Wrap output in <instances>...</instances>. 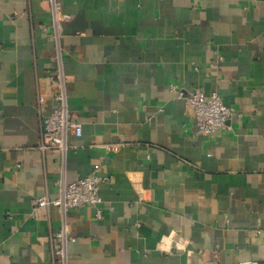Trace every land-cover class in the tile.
I'll use <instances>...</instances> for the list:
<instances>
[{
  "label": "crops",
  "instance_id": "obj_1",
  "mask_svg": "<svg viewBox=\"0 0 264 264\" xmlns=\"http://www.w3.org/2000/svg\"><path fill=\"white\" fill-rule=\"evenodd\" d=\"M52 1L82 128L65 153L40 147ZM170 83L218 91L229 127L204 133ZM94 168L102 201L68 209L66 264L264 260V0H0V264H61V211L33 200Z\"/></svg>",
  "mask_w": 264,
  "mask_h": 264
},
{
  "label": "built area",
  "instance_id": "obj_2",
  "mask_svg": "<svg viewBox=\"0 0 264 264\" xmlns=\"http://www.w3.org/2000/svg\"><path fill=\"white\" fill-rule=\"evenodd\" d=\"M52 17L50 25L55 43L56 69L50 79L55 84L53 97L56 101L54 108L43 116L40 131V147L42 149H58L65 153L68 148V133L73 130L76 135L82 132L81 124L73 120L69 111L66 82L62 70L63 53L60 45V32L62 22L68 19L66 14L60 10V5L52 1ZM45 29L46 26L42 25ZM223 60L222 55H217L213 63ZM170 91L174 92L178 98L184 99L189 111L194 116L196 125L206 134L215 133L218 130L226 129L228 120L233 115V109L225 105L220 93L213 90L205 93L199 88L186 89L176 83L169 84ZM45 100L43 95H38L37 105L41 107ZM107 180L106 175L97 172L94 168L86 175L72 181L59 182L58 195L55 198L40 196L33 200V208L37 207H57L62 214V227L56 235L53 246V254L61 264H66L68 260L67 244L71 236L67 229L66 214L69 208L78 207L85 204L98 205L102 201L100 194V184ZM100 214V210H98ZM229 264H264L262 259H251L238 263Z\"/></svg>",
  "mask_w": 264,
  "mask_h": 264
}]
</instances>
